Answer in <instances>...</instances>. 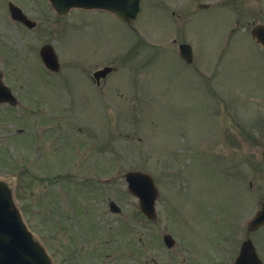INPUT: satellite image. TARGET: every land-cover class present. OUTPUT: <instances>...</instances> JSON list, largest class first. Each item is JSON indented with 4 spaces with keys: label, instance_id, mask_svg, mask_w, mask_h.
<instances>
[{
    "label": "rangeland",
    "instance_id": "374dc122",
    "mask_svg": "<svg viewBox=\"0 0 264 264\" xmlns=\"http://www.w3.org/2000/svg\"><path fill=\"white\" fill-rule=\"evenodd\" d=\"M9 1L34 29L10 19ZM160 1L175 0L141 1L140 25L130 29L96 11L58 18L46 0H0V71L20 100L0 106V178L56 264H232L264 201V135L248 136L257 130L253 104L264 100V54L242 24L234 42L216 48L238 10L261 8L264 17V0H211L225 6L201 11L196 2L189 19L196 37H180ZM169 37L197 48L194 71ZM47 44L60 65L54 74L38 55ZM103 66L116 73L101 92L86 75ZM44 125L53 130L43 133ZM129 171L154 181L153 223L127 192ZM164 233L175 237L169 251ZM249 238L264 263V227Z\"/></svg>",
    "mask_w": 264,
    "mask_h": 264
},
{
    "label": "water",
    "instance_id": "95a60500",
    "mask_svg": "<svg viewBox=\"0 0 264 264\" xmlns=\"http://www.w3.org/2000/svg\"><path fill=\"white\" fill-rule=\"evenodd\" d=\"M57 15H65L71 8H92L98 0H49ZM100 4V3H99ZM103 6L113 10L122 20L130 22L135 18L138 9L136 4L129 12L121 4L110 7L103 2ZM13 18L24 23L25 20L19 11L10 8ZM28 26L32 24L27 23ZM184 49V48H183ZM41 58L47 67L56 68V60L51 47L45 46L40 52ZM182 57L189 60L187 56ZM107 69L100 72L104 74ZM129 192L139 200L140 210L148 217H154V200L156 191L149 177L141 173H128L126 175ZM113 210L115 206L110 204ZM264 224V204L255 217L248 224V231H254ZM0 264H53L42 245L36 241L32 233L23 223L20 212L15 207L10 185L0 181ZM235 264H262L258 259L250 240L243 242Z\"/></svg>",
    "mask_w": 264,
    "mask_h": 264
},
{
    "label": "flooded vegetation",
    "instance_id": "af4514ba",
    "mask_svg": "<svg viewBox=\"0 0 264 264\" xmlns=\"http://www.w3.org/2000/svg\"><path fill=\"white\" fill-rule=\"evenodd\" d=\"M195 0H175V1H160L161 4H160V7H161V15L165 18V21L168 22L170 24V22L173 21V23L176 25V26H179L183 29L179 30V35L180 37L182 36V33L183 34H192L193 36V29H191L190 27L192 26L191 25V22L192 20H189L191 17H193L195 14H191V13H195L196 9H194V2ZM176 2V4H175ZM232 2H235V1H232ZM228 3V2H227ZM197 8L200 10H208L209 8H212V7H209L208 4H205V3H197ZM241 9H243L242 7H240ZM232 7H230V11L232 12ZM253 10V9H252ZM100 14L102 15V18L104 17H108L110 19L111 22H114V21H117V19L110 13L106 12V11H101L99 10ZM106 15V16H105ZM192 15V16H191ZM238 17H235V25L236 26H240L241 24L242 25H245V26H248L245 27V29H243L244 33L245 31H247L249 29L248 32H250L253 27L257 24H262V20L260 18V14L258 15V13H256V11H239L238 10ZM245 20H243V18ZM249 17V18H248ZM248 18V19H247ZM238 29H233L231 30L230 32V35L232 36L234 33L237 32ZM178 36V35H176ZM175 40L176 41H179L178 37H175ZM103 83L102 82H99L97 83V87L100 86V84ZM261 132V130H259ZM263 133H261L262 135ZM151 263V261H144V264H148V263Z\"/></svg>",
    "mask_w": 264,
    "mask_h": 264
}]
</instances>
